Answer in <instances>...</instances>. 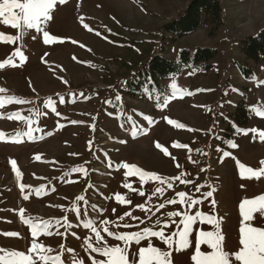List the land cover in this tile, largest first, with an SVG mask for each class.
Listing matches in <instances>:
<instances>
[{
    "label": "rangeland",
    "instance_id": "1",
    "mask_svg": "<svg viewBox=\"0 0 264 264\" xmlns=\"http://www.w3.org/2000/svg\"><path fill=\"white\" fill-rule=\"evenodd\" d=\"M187 2L66 0L55 6L50 13L53 18L41 25L50 37L63 41L48 44L43 32L0 23L5 38L0 40V63L17 49L26 57L21 62L14 56L16 67L0 68V88L5 89L0 92L4 98L0 131L6 134L0 140V248L26 251L31 246V228L21 219L23 208L24 218L52 223V234L41 233L36 240L52 249L48 254L60 255L63 264L106 259L91 251L88 243L124 247L123 241L103 231L105 227L116 234L162 229L167 236L183 228L180 221L185 212L217 217L225 250L239 251L242 216L238 206L245 198L264 194V174L242 179L236 165L238 160L259 170L264 160V142L250 131H264V116L257 114V110L264 111V63L245 61L240 44L264 26V0H225V24L215 37H209L210 27L204 26L170 44L161 27ZM9 36L20 38L6 42ZM214 45L219 54L210 71L186 70L162 81L171 88L163 102L147 93L133 97L125 89V82L152 56L177 59L181 48ZM238 60L253 68L252 78L243 76ZM8 97L25 103L9 102ZM241 100L250 110L249 122L227 142L225 134ZM13 113H19V118L8 119ZM166 118L185 127L171 125ZM29 130L31 137L25 135ZM16 139L20 142H14ZM11 161L16 162L15 170ZM124 164L155 173L166 182L147 177L143 182L139 174L127 175L135 170L124 168ZM177 176L181 179H174ZM156 187L163 191L156 193ZM181 191L186 193L184 199L200 203L191 207L167 203L172 199L179 202ZM207 191H213V196L205 198ZM173 211L181 215L169 217ZM89 221L102 241H97L91 228L84 227ZM261 222V216L254 214L252 226ZM198 230L215 229L207 223L194 224L193 246L173 252L174 264H195L190 257ZM8 232L19 236L3 235ZM149 239L153 246L166 249L159 238ZM147 244L148 240L132 244L130 258ZM201 251L207 254L212 250L202 245Z\"/></svg>",
    "mask_w": 264,
    "mask_h": 264
},
{
    "label": "snow or ice",
    "instance_id": "2",
    "mask_svg": "<svg viewBox=\"0 0 264 264\" xmlns=\"http://www.w3.org/2000/svg\"><path fill=\"white\" fill-rule=\"evenodd\" d=\"M66 0H0V23L4 25H11L12 29L17 28H25V29H35L36 32H43L44 43L48 44L54 41H60V38L50 37L48 31H45L41 25L51 20L53 17L50 14L55 6L58 4H64ZM87 28V25H84ZM20 37L9 36L6 38V42H15ZM0 40H5L2 33H0ZM19 56L21 62H23L26 57L17 49L12 57ZM12 57L4 60L0 63V68L5 67L6 65H11L12 67H16L17 65L12 62ZM175 87V85H173ZM5 89L0 88V92H4ZM119 98V97H117ZM9 102L15 103H25L23 100H18L15 97H8ZM4 106V98L0 97V107ZM257 114L260 116H264V111L257 110ZM13 117L19 118V113H13L8 116V119H12ZM145 119L149 120V123L152 121L150 118L145 117ZM167 119V118H166ZM167 122L171 125H175L178 128H184L185 125L180 124L171 119H167ZM191 131V129H188ZM253 133H258L259 139L261 142H264V131H259L257 129L250 130ZM247 134V133H245ZM21 134H17L19 136ZM25 135L31 137L32 133L29 130ZM135 135V133H133ZM6 134L0 131V140L4 139ZM255 138V137H254ZM14 142L19 143L20 140L16 139ZM174 147H187L186 145H178L174 144ZM157 148H161L159 143H156ZM232 147H237V145L233 144ZM161 150L164 152V155H169L166 149ZM228 155V153H225ZM39 159V157H37ZM261 169L253 170L250 167L243 165L240 161H236L237 168L239 170V174L242 179L248 178L251 179L253 177L259 178L261 174H264V160L261 162ZM12 167L16 169V162L11 161ZM124 168H132L135 171L129 172L127 175L139 174L140 179L143 182L145 181V177L148 180H157L161 183L166 182V178H162L161 176L155 173H148L142 171L137 168L135 165L129 166L128 164L123 165ZM179 167V165H177ZM248 174L247 176L245 174ZM19 175V173H18ZM183 173H181V176ZM181 176H177L174 179L180 180ZM184 182V181H181ZM126 187H131L130 185H125ZM168 188L172 187L171 183L167 184ZM25 186L21 185L23 189ZM163 191L162 188L156 187L155 192L161 193ZM199 191V188H197ZM139 195L143 196L144 193L140 192ZM179 197L182 199L178 202L174 199L167 201L169 204H177V203H187L189 207L192 204H198L200 201L184 199L186 193L181 191L178 193ZM213 191H207L204 193V197H212ZM24 199H28L27 196ZM77 199L83 200V197H78ZM121 197L118 195L117 200H120ZM212 204L215 205V201H212ZM143 208V205H140ZM160 208L164 207V204L159 205ZM239 211L242 216L241 226L239 228L240 240L239 243L242 247L239 251L235 253H230L225 250L224 247V236L220 229L219 219L212 215H206L202 212H196L194 215H190L187 212L184 213L183 219L180 221V224L183 225V228L171 232L167 236L165 232L161 230H152L151 228H144L142 231H135L124 234H116L108 230L107 227L103 229L104 232L107 233L108 236H113L118 241H123L124 247L114 246V247H93L91 243L87 244V247L91 249V251L99 253L106 259L93 261V264H174L172 260L173 252H184L193 246V241L190 240V236L193 234V225L199 223H207L212 225L215 229L214 231H204L198 230L196 232V237L194 241V254L191 255L190 259L195 262V264H264V194H261L255 198H245L239 204ZM24 209H20L22 222L26 225H29L31 228V246L26 251H15V250H6L0 248V264H63L60 255H50L48 253L52 252L51 248L45 247L42 244L37 243L36 238L41 233L51 235V227L52 223L50 221H43L42 223H34L32 222V218H24ZM259 214L261 216L262 222L258 226H252V221L254 219V214ZM125 215H131L130 213H126ZM180 212H169V217H178L180 216ZM134 219H138L133 217ZM122 220L123 217H120ZM57 224L60 222L57 221ZM107 224V221H104ZM157 225L160 224V221L157 220ZM175 223V221H173ZM167 226V225H165ZM71 227V225H68ZM85 228H91L93 232L96 234L97 241H102V237L100 236V232L93 226V222L89 221L84 224ZM125 227H130V225H125ZM3 235L9 237H18L19 233L16 232H8L3 233ZM157 237L161 240V242L166 245V249H161L152 245L149 238ZM148 240V244L146 247H139L137 251L131 253L130 258V246L132 244L140 245L142 241ZM206 245L212 251L205 254L201 251V246ZM68 251H71L70 249ZM75 264V262H74Z\"/></svg>",
    "mask_w": 264,
    "mask_h": 264
},
{
    "label": "trees",
    "instance_id": "3",
    "mask_svg": "<svg viewBox=\"0 0 264 264\" xmlns=\"http://www.w3.org/2000/svg\"><path fill=\"white\" fill-rule=\"evenodd\" d=\"M224 1L189 0L176 17L162 25L164 39L174 44L178 39L193 34L204 26L210 27L209 37H215L225 24ZM240 45L245 61L264 63V26L256 34L243 38ZM218 54L219 48L214 45L181 48L177 59H169L162 55L152 56L125 82V89L133 97L147 93L157 96L159 102H163L171 95V88L164 84L163 80L180 76L186 70L210 71ZM237 65L245 78L253 77V68L243 65L241 60H238ZM236 105L233 124L228 127L225 134L227 142L234 139L238 128L246 126L249 122L250 110L246 102L241 100Z\"/></svg>",
    "mask_w": 264,
    "mask_h": 264
},
{
    "label": "bare ground",
    "instance_id": "4",
    "mask_svg": "<svg viewBox=\"0 0 264 264\" xmlns=\"http://www.w3.org/2000/svg\"><path fill=\"white\" fill-rule=\"evenodd\" d=\"M14 178H15L16 181H18V175H17V173L15 174V177Z\"/></svg>",
    "mask_w": 264,
    "mask_h": 264
}]
</instances>
